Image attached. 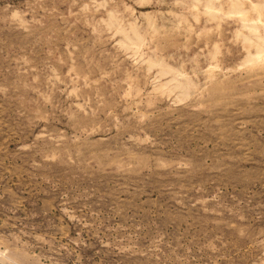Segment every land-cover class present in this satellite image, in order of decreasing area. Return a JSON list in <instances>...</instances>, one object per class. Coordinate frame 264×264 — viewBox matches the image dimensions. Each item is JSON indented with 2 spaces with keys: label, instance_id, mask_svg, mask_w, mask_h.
I'll use <instances>...</instances> for the list:
<instances>
[{
  "label": "rangeland",
  "instance_id": "rangeland-1",
  "mask_svg": "<svg viewBox=\"0 0 264 264\" xmlns=\"http://www.w3.org/2000/svg\"><path fill=\"white\" fill-rule=\"evenodd\" d=\"M0 262L264 264V0H0Z\"/></svg>",
  "mask_w": 264,
  "mask_h": 264
},
{
  "label": "water",
  "instance_id": "water-1",
  "mask_svg": "<svg viewBox=\"0 0 264 264\" xmlns=\"http://www.w3.org/2000/svg\"><path fill=\"white\" fill-rule=\"evenodd\" d=\"M0 264H3L2 262H0Z\"/></svg>",
  "mask_w": 264,
  "mask_h": 264
}]
</instances>
